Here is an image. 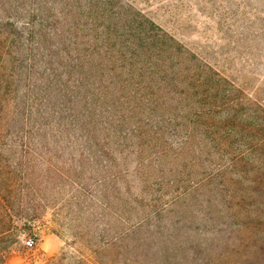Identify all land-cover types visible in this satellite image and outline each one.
<instances>
[{"label":"rangeland","instance_id":"374dc122","mask_svg":"<svg viewBox=\"0 0 264 264\" xmlns=\"http://www.w3.org/2000/svg\"><path fill=\"white\" fill-rule=\"evenodd\" d=\"M85 2L0 0V264H264V0Z\"/></svg>","mask_w":264,"mask_h":264},{"label":"trees","instance_id":"16d2710c","mask_svg":"<svg viewBox=\"0 0 264 264\" xmlns=\"http://www.w3.org/2000/svg\"><path fill=\"white\" fill-rule=\"evenodd\" d=\"M119 1L121 2L123 0ZM125 3L124 5L116 7L114 0H86L84 3V10L89 14L93 10L100 9L101 14H107L102 17L111 20L109 25L113 26L115 30H117V28L120 29L123 37H129V39H126L128 42L126 47L130 48L133 53H171L173 50H176V48H173V44L177 45L175 47L183 49L179 46L175 38L165 32L152 18L148 17L131 4ZM117 36L119 37L121 35ZM183 54L184 53H181V55ZM198 73L192 74L193 76L191 78L200 80V77H202L205 81L207 79L213 81L212 76H215V73L219 76L217 72L211 74L201 69ZM187 78L190 79V77ZM218 79L216 81H219ZM191 83V80H189L190 85ZM195 85L199 87L197 83H194V86ZM88 127L87 125V128Z\"/></svg>","mask_w":264,"mask_h":264},{"label":"built area","instance_id":"2783aa9c","mask_svg":"<svg viewBox=\"0 0 264 264\" xmlns=\"http://www.w3.org/2000/svg\"><path fill=\"white\" fill-rule=\"evenodd\" d=\"M26 244H27L28 246H32V245L34 244V242H33L32 239H27V240H26Z\"/></svg>","mask_w":264,"mask_h":264}]
</instances>
